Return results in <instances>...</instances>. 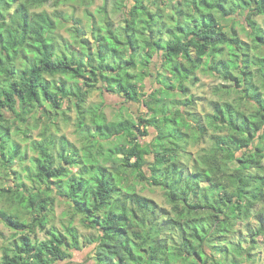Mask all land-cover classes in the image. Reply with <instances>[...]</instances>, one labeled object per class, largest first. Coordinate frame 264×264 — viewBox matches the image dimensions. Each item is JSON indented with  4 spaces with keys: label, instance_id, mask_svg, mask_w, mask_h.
Instances as JSON below:
<instances>
[{
    "label": "trees",
    "instance_id": "16d2710c",
    "mask_svg": "<svg viewBox=\"0 0 264 264\" xmlns=\"http://www.w3.org/2000/svg\"><path fill=\"white\" fill-rule=\"evenodd\" d=\"M16 1L0 0V156L22 167L13 184L0 188V204L7 203L0 220L15 231L0 264L68 260L82 247L76 217L90 230L85 238L95 245V264H242L250 258L264 237V215L249 222L264 200V28L253 19L264 15V0H104L92 42L74 25L71 39L59 34L62 12L36 9L50 0ZM238 14L249 26L243 25L248 40L223 27ZM160 52L161 88L147 97L138 83ZM198 70L224 81L215 88L221 96L238 93L234 101L214 100L206 125L193 123L198 118L188 110L195 100L186 83ZM56 73L65 80L54 84L45 76ZM99 84L125 103H143L148 113L109 119L104 101H88ZM177 94L185 98L176 100ZM45 102L64 115L75 108L81 147L65 135L31 136ZM162 103L174 107L167 113L158 109ZM170 123L178 129L166 135ZM150 127L157 134L146 143ZM205 140L209 145L196 156L188 152ZM140 180L164 190L171 209H164L163 221L157 202L137 190ZM58 198L71 204L64 231L48 226ZM239 222L246 234L234 237ZM39 231L48 237L39 238Z\"/></svg>",
    "mask_w": 264,
    "mask_h": 264
},
{
    "label": "rangeland",
    "instance_id": "374dc122",
    "mask_svg": "<svg viewBox=\"0 0 264 264\" xmlns=\"http://www.w3.org/2000/svg\"><path fill=\"white\" fill-rule=\"evenodd\" d=\"M104 0H50L48 3H46L43 6H40L37 9V11L47 10L50 14H56L57 12H62L61 15H63V19H61V25H59V34H61L64 37H67L68 39H71L70 37V26L74 25L76 27H81L82 29L85 28L86 35L85 37L89 40V42H92L91 37V29L93 21L98 18L101 14L97 12V8L103 4ZM120 3L119 0H117L118 4ZM18 4V0L15 2L16 6ZM115 2H112V5L109 3V7L114 6L116 7ZM14 9L12 8L10 12H12ZM93 14V15H92ZM81 19V23H76L75 19ZM59 19V21H60ZM65 19V20H64ZM253 19L256 20V22L264 28V15H254ZM233 21L224 20L223 21V27L227 31H232V26L239 32V35L242 39L248 40L249 36L247 35V31H245V27L243 25H246V21L242 15H233L232 17ZM234 22H236L234 24ZM246 28L249 29V26L246 25ZM72 50L77 52L79 51V46L77 44L71 45ZM261 54L264 55V50L261 51ZM161 52L157 54L153 60V62L150 64L149 68H145L147 72V77L145 78V82L138 83L139 91L142 90L143 93H146L147 97H150L149 95L151 93H154L158 90V88H161V84L158 81V76H156V73L159 72V69L161 68ZM45 76L49 79L51 83L54 82V84H59L60 82L64 81L65 77L61 73L56 74H45ZM69 79V78H68ZM162 81V80H161ZM175 82V81H174ZM224 81H222L221 78L218 76H215L209 71L204 70H198L194 72L191 76L188 82L186 83L189 86V95L194 96V105L192 104L190 107H188V110L194 111L196 114V120L191 118L192 122L195 124L201 123L206 125L207 120L205 118L206 114L213 111V105L212 102L214 100L218 101H224L226 99L234 101L235 97H237L238 93L236 91H232V93L228 96H221L220 93H217L215 88L217 86H222L221 84ZM68 83H72V81L69 79ZM224 85V89H228L229 84ZM230 88V87H229ZM221 96V97H220ZM185 98L183 94H177L176 100H179ZM125 99L118 94H111L108 91L101 90V84H99L90 94V97L88 99L89 102H105L106 107L105 111L108 115L109 119H115L121 112L122 114H132L133 116L137 117L142 112L148 113V107L144 105L143 103L140 104V102H130L127 101L124 102ZM169 103V102H166ZM48 103L45 102L43 107L40 108L39 115L42 116L39 127L35 128L32 131L31 136L33 138L40 139L41 135H48L53 134L56 140H59V137L62 135L67 136L68 139H70L72 142H75L78 146H82L79 143L78 135L75 132V121H76V110L72 107L71 109L65 108L66 114L62 113H56V110L51 108L47 105ZM147 105L149 106V101L147 102ZM156 105V104H155ZM154 105V107H155ZM151 106V105H150ZM157 107V106H156ZM162 111H166L169 113V111L172 110V107H174V104L172 105H166L161 104ZM165 108V110H164ZM156 109V108H155ZM52 110V111H50ZM173 118H183L181 115H177ZM162 124V123H160ZM178 127L170 123L166 127V135L170 132H174ZM149 136H147L144 141L146 143L153 140V138L156 136L157 132L152 127L149 128ZM208 132V137L210 136ZM207 137V138H208ZM16 139L22 140L23 135H18L17 137H14ZM158 142V141H157ZM23 147L26 146V142L23 141ZM209 145V140H205L203 143L196 144V145H190L187 150L193 156H196L197 153L201 150L202 147H206ZM31 154V152H30ZM82 154V152L80 153ZM189 155L186 158L188 159ZM146 159L150 162L153 161L154 156L153 154H147ZM191 159V157H190ZM188 160L191 162V160ZM190 164V165H191ZM3 166V167H2ZM21 165L19 160H14L12 162H8L6 159H3L0 156V188L1 187H8L11 184H13V178L14 170H21ZM146 172L150 173V170L148 169V165L146 166ZM131 179H134L131 177ZM151 181V180H150ZM137 190L143 194L146 195L152 199H154L158 206H159V217L160 221H163V218L165 216L164 209L170 210L171 204H169V201L164 193V190L160 187L150 185L147 181L140 180L137 183ZM152 184V181H151ZM2 207H6L7 203L5 200L2 201L0 204ZM71 204L65 202L62 198H58L56 201L54 213L51 216L50 222L48 226L54 228L56 231H64L66 224L69 222L71 218ZM255 216H253L249 222L251 225H255L257 222L256 217L260 214L264 215V200L260 203H258L255 211ZM75 225L79 229L81 233V249L80 250H72L71 251V257L68 260L65 261H58L56 264H95V262L92 260V252L94 249V244L88 243L85 236L90 231L88 230L84 225L80 223L79 217L75 218L74 221ZM246 223L239 222L237 224V228L239 229V232H235L234 237L238 236V234H241V236H245L246 234ZM15 234V231L7 227L3 222L0 220V258L3 255V247L5 245L10 244L14 239L13 236ZM39 238L44 239L47 238L48 235L44 231L38 232ZM244 244L247 246V243L244 242ZM155 264V262L151 263ZM242 264H264V237L259 236L258 237V244L255 246L251 253V257L248 259H244L242 261Z\"/></svg>",
    "mask_w": 264,
    "mask_h": 264
},
{
    "label": "crops",
    "instance_id": "0c3cea01",
    "mask_svg": "<svg viewBox=\"0 0 264 264\" xmlns=\"http://www.w3.org/2000/svg\"><path fill=\"white\" fill-rule=\"evenodd\" d=\"M76 251V250H75Z\"/></svg>",
    "mask_w": 264,
    "mask_h": 264
}]
</instances>
